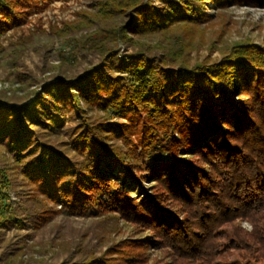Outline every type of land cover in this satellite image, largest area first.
<instances>
[{
    "label": "trees",
    "instance_id": "16d2710c",
    "mask_svg": "<svg viewBox=\"0 0 264 264\" xmlns=\"http://www.w3.org/2000/svg\"><path fill=\"white\" fill-rule=\"evenodd\" d=\"M52 1L0 0V36ZM244 5L264 0H98L56 28L99 61L0 100V229L57 216L130 226L59 264H216L227 252L264 264V45L236 41L191 65L139 41L179 29L189 51L218 11ZM120 41L132 47L123 57Z\"/></svg>",
    "mask_w": 264,
    "mask_h": 264
},
{
    "label": "rangeland",
    "instance_id": "374dc122",
    "mask_svg": "<svg viewBox=\"0 0 264 264\" xmlns=\"http://www.w3.org/2000/svg\"><path fill=\"white\" fill-rule=\"evenodd\" d=\"M97 1L55 0L44 7H31L26 10L21 23L10 26L0 36L1 101L22 102L25 96L51 81L54 76L74 78L99 61L98 53L81 48L80 43L74 44L70 36L63 38L53 33L64 22L76 20L79 12H91ZM208 12L214 14L212 10ZM210 24L203 29L202 36L198 33L193 35L189 51L183 48L185 42H189V37L179 29L169 32L167 38L157 36L139 41L150 46L163 45L166 47L165 52L170 49L187 52V60L191 65L202 60L210 62L218 59L219 47L224 48L236 41L249 40L264 45V7L229 6L218 11ZM94 29L96 27L81 30L73 39H79L80 35ZM114 46L118 57L132 51L130 45L121 41ZM153 52L161 54L163 51ZM5 193V202L13 209L19 201L17 189L12 188ZM97 222L96 219L57 216L48 225L36 230L31 229L30 225L22 228L12 225L3 227L0 229V264H59L75 261L78 259L77 253L70 255L71 249L93 248L92 245L96 249L99 246L105 249L103 244L108 238L120 240L131 234L130 226L122 222L117 226L119 232H115L109 222ZM240 225L250 230L247 222L241 221ZM19 245L22 247L20 252L17 250ZM224 263L246 264L238 255L228 252L216 264ZM148 264H152L151 260Z\"/></svg>",
    "mask_w": 264,
    "mask_h": 264
}]
</instances>
